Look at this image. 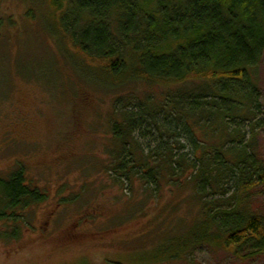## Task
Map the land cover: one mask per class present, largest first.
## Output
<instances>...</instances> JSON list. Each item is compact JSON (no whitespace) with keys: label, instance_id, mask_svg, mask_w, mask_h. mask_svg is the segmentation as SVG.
I'll use <instances>...</instances> for the list:
<instances>
[{"label":"trees","instance_id":"16d2710c","mask_svg":"<svg viewBox=\"0 0 264 264\" xmlns=\"http://www.w3.org/2000/svg\"><path fill=\"white\" fill-rule=\"evenodd\" d=\"M53 2L74 15L64 27L75 56L114 88L148 87L144 99L116 100L117 148L108 171L123 181L139 177L156 197L163 182L181 189L189 174L194 224L154 262L203 246L263 256L264 214L253 208L252 197L264 185L256 80L264 54V0ZM157 87L158 98L152 93ZM146 137L154 147L141 144ZM0 192L11 208L47 198L25 183L22 169L0 177Z\"/></svg>","mask_w":264,"mask_h":264},{"label":"rangeland","instance_id":"374dc122","mask_svg":"<svg viewBox=\"0 0 264 264\" xmlns=\"http://www.w3.org/2000/svg\"><path fill=\"white\" fill-rule=\"evenodd\" d=\"M73 19L53 0H0V177L22 169L25 183L47 194L25 208L0 195V264H264V255L206 246L154 262L194 224L189 174L181 189L163 182L156 197L139 177L108 171L116 100L149 91L114 88L75 56L64 27ZM256 80L264 123V54ZM257 136L264 154V127ZM149 140L140 142L154 147ZM252 201L264 214V185Z\"/></svg>","mask_w":264,"mask_h":264}]
</instances>
